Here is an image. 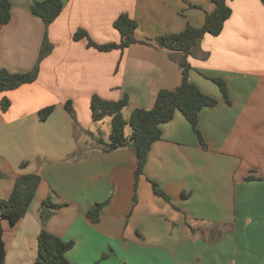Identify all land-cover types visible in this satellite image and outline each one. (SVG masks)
Returning a JSON list of instances; mask_svg holds the SVG:
<instances>
[{
  "label": "crops",
  "instance_id": "0c3cea01",
  "mask_svg": "<svg viewBox=\"0 0 264 264\" xmlns=\"http://www.w3.org/2000/svg\"><path fill=\"white\" fill-rule=\"evenodd\" d=\"M11 2V20L0 25V68L29 71L45 23L31 12L33 0ZM228 3L232 14L223 31L207 33L188 57L190 80L218 100L199 114L205 144L178 111L161 126L135 189L137 161L127 146L106 152L75 132L74 157L36 172L41 183L25 216L11 224L0 212L6 264H37L47 199L60 206L45 228L75 242L67 253L73 264H264V1ZM213 9L212 0H66L48 27L53 49L35 82L44 93L7 96L0 133L8 125L5 132L24 140L28 125L47 122L57 105L87 130L95 94L115 101L127 95L129 107L152 108L160 90L177 88L183 78V53L159 47L156 38L203 25ZM122 13L138 22L136 38L147 43L109 51L91 45L120 42L114 22ZM81 30L87 35L75 38ZM213 78L225 81L227 98ZM50 105L55 111L44 120L39 111ZM92 145L90 153L82 148ZM3 157L12 168L0 152ZM21 174L0 181V198L10 196ZM153 182L170 201L155 193ZM106 200L93 222L88 211Z\"/></svg>",
  "mask_w": 264,
  "mask_h": 264
},
{
  "label": "trees",
  "instance_id": "16d2710c",
  "mask_svg": "<svg viewBox=\"0 0 264 264\" xmlns=\"http://www.w3.org/2000/svg\"><path fill=\"white\" fill-rule=\"evenodd\" d=\"M229 0H212L214 9L208 13L205 22L201 26L187 24L184 30L178 33L164 34L156 38V43L161 48L179 51L183 53L180 60V66L183 72L181 84L175 89H162L159 91L155 104L152 108L135 107L132 110L129 121L124 117V109L129 106L128 96L119 100H108L95 94L92 97L91 108L94 121H99L105 117H111L112 130L110 142L101 148L106 152H112L122 147L133 145L136 156L137 167L135 170L136 183L141 174L144 173L145 164L154 142L159 140L162 135L161 126L172 120L176 113L180 111L193 125L201 142L204 143L202 133L199 129V114L205 107H212L218 103V100L201 91V89L190 80L191 64L188 57L199 46L203 37L209 33L219 35L225 26V22L232 14V8ZM264 1V0H263ZM66 0H34L31 4V12L41 17L45 23V38L41 48L40 56L36 65L29 71H11L7 68H0V95L9 90H15L23 84L33 83L37 80L41 62L52 51L53 44L49 39L48 27L61 14ZM12 16L11 0H0V25L10 22ZM115 28L121 34L119 43L98 44L90 41V44L96 46L102 51L113 49H125L131 44L140 41L136 38L135 32L138 22L128 13H122L114 22ZM87 33L83 30L75 34V38L85 36ZM220 86L224 96L228 97L226 83L221 78H213ZM10 100L7 97L2 99L1 109L6 111L10 107ZM69 112L72 111L71 103L66 104ZM55 111V106L50 105L40 109L39 116L47 119ZM130 124L132 134L127 136L126 126ZM0 176L2 173L0 172ZM41 183V176L38 173L21 174L17 177L10 196L6 199L0 198V212L4 218H7L11 224L18 223L27 213L31 202ZM153 188L157 195L170 201L167 193L153 182ZM109 200L95 203L88 211V217L95 223L101 219L102 208ZM60 205L47 199L43 203L42 221L43 228L38 239L37 264H73L67 257L75 242L64 240L58 235L49 232L45 228L46 222L53 215L54 210ZM6 242L4 239V230L0 223V264H6Z\"/></svg>",
  "mask_w": 264,
  "mask_h": 264
},
{
  "label": "rangeland",
  "instance_id": "374dc122",
  "mask_svg": "<svg viewBox=\"0 0 264 264\" xmlns=\"http://www.w3.org/2000/svg\"><path fill=\"white\" fill-rule=\"evenodd\" d=\"M42 38V44L33 67L38 62L45 38V31L42 33ZM35 82L23 84L15 90L3 92L0 95V108L2 106V99L4 97L11 96V93H44L42 88L35 84ZM63 109L64 108L57 105L56 111L47 122H40V120H36V123H42L40 128H35L34 124L36 123H30L27 127L28 129L23 131L26 135L25 137H27L24 140L17 138L12 133L5 132L4 130L9 127L8 125H4L2 127L4 130L0 133L1 140H4V138L10 140H8V143H3L4 141L0 143V152L11 162L10 164H12V168H10V165L4 160V157L0 159V166H2V168H0V172L2 173V176H0L1 182L9 181V175L13 176L16 172L24 174L32 172L36 173L40 171V168L44 164L52 160L72 159L75 155L74 151L78 148L73 144L75 132H77V136L81 132L83 134L86 133L91 137V141H93L92 144L100 147L105 146L110 142V134L112 130L111 117L107 116L99 121L92 120L93 122L89 129L85 130L84 127H81L79 124V128H76L75 120H73L70 114L65 112ZM132 110L133 108L129 106L124 109V117L127 121L130 119ZM1 116L2 115L0 114V118ZM36 117L37 119L40 118L38 115H36ZM73 125H75V128ZM73 129H76L77 131H74ZM125 133L127 136L132 134V127L130 124L126 126ZM38 135H41L42 138H39ZM16 141H24V144L27 146H19ZM94 145H92V147L86 146L82 148L88 150L90 153L91 148H93ZM127 148L134 153V148L131 143L127 146Z\"/></svg>",
  "mask_w": 264,
  "mask_h": 264
}]
</instances>
